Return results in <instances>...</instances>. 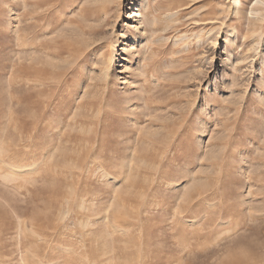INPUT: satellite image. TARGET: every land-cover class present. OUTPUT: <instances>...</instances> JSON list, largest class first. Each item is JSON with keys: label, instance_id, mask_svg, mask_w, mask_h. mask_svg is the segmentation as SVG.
<instances>
[{"label": "rangeland", "instance_id": "obj_1", "mask_svg": "<svg viewBox=\"0 0 264 264\" xmlns=\"http://www.w3.org/2000/svg\"><path fill=\"white\" fill-rule=\"evenodd\" d=\"M0 264H264V0H0Z\"/></svg>", "mask_w": 264, "mask_h": 264}]
</instances>
